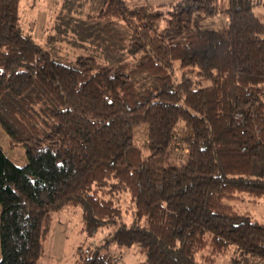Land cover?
I'll return each mask as SVG.
<instances>
[{
	"label": "trees",
	"instance_id": "16d2710c",
	"mask_svg": "<svg viewBox=\"0 0 264 264\" xmlns=\"http://www.w3.org/2000/svg\"><path fill=\"white\" fill-rule=\"evenodd\" d=\"M19 1L0 0V128L26 158L0 149V264H39L64 207L87 238L111 229L74 264H118L108 244L136 246L140 264H213L230 248L264 264V224L234 205L264 200V0H92L56 16L71 61L24 32ZM217 16L225 29L206 26ZM172 143L183 166H164Z\"/></svg>",
	"mask_w": 264,
	"mask_h": 264
},
{
	"label": "rangeland",
	"instance_id": "374dc122",
	"mask_svg": "<svg viewBox=\"0 0 264 264\" xmlns=\"http://www.w3.org/2000/svg\"><path fill=\"white\" fill-rule=\"evenodd\" d=\"M127 5H138L141 0H123ZM166 1V0H159ZM158 1V2H159ZM70 6L69 9L63 4ZM92 0H20L18 4V15L22 29L33 41L54 58L60 61H71L81 51L72 49L70 46L61 44L52 39L54 35L53 26L60 13L71 15H82L88 12ZM253 13L257 16L263 14L262 9L256 7ZM223 19V20H221ZM206 26L213 30L225 29L227 19L217 16L208 19ZM146 127L139 125L133 129V142L142 149L145 143ZM0 149L5 157L16 167H23L26 164L24 148L20 144H11L9 138L0 128ZM186 162V150L177 143L169 147L164 166L180 167ZM120 208L127 205L126 196L119 200ZM235 208L248 212L254 221L264 224V200L240 201L234 203ZM81 211L77 207H64L51 215L48 233L43 247V256L39 264H74L78 257V251L88 246H95L102 243L111 234V229L98 230L94 237L87 238L81 231ZM107 252L111 255L121 252V259L118 264H140L144 258L139 254L138 248L132 246L128 250H118L115 245L108 244ZM213 264H243L238 254L230 248L224 256L215 259ZM262 264V263H255Z\"/></svg>",
	"mask_w": 264,
	"mask_h": 264
}]
</instances>
